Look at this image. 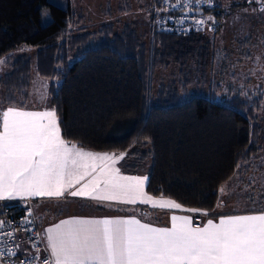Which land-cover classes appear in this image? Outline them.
<instances>
[{"label": "trees", "instance_id": "16d2710c", "mask_svg": "<svg viewBox=\"0 0 264 264\" xmlns=\"http://www.w3.org/2000/svg\"><path fill=\"white\" fill-rule=\"evenodd\" d=\"M118 12L133 0H116ZM138 10L147 0H134ZM49 14L41 23V9ZM216 18L218 5L206 9ZM85 17L71 5L50 0H0V110L24 107L29 98L32 59L14 55L21 45L36 49L37 73L48 79V99L58 109L62 135L84 149L126 152L121 167L135 173L146 167V191L186 207L211 212L219 189L237 165L260 152L261 96L218 101L193 92L185 77L195 64L203 72L210 43L205 32L157 31L149 50L148 33L114 22L93 30L80 27ZM178 68L184 79L160 82L162 72ZM218 86V85H217ZM131 121L120 134L119 124ZM0 202V208L3 207Z\"/></svg>", "mask_w": 264, "mask_h": 264}, {"label": "snow or ice", "instance_id": "6c2138e0", "mask_svg": "<svg viewBox=\"0 0 264 264\" xmlns=\"http://www.w3.org/2000/svg\"><path fill=\"white\" fill-rule=\"evenodd\" d=\"M248 2L261 5L259 11L264 13V0ZM125 155L85 150L66 140L56 107L36 111L8 106L0 110V202L61 199L67 194L209 216L207 209L186 207L163 194H149L145 190L149 176L124 175L117 167ZM219 191L226 194L227 186ZM31 215L28 209L20 230H30L23 226L34 224L28 218ZM11 223L0 220V229ZM17 230L0 232L8 238L3 243L15 241ZM34 235L41 237L40 233ZM42 238L48 255L41 260V250L33 244L36 254L20 264H264V208L219 215L202 225L194 223L193 215L173 212L167 227L142 222L136 216H74L48 227ZM19 251V244L0 248V264L5 253L16 257Z\"/></svg>", "mask_w": 264, "mask_h": 264}, {"label": "rangeland", "instance_id": "374dc122", "mask_svg": "<svg viewBox=\"0 0 264 264\" xmlns=\"http://www.w3.org/2000/svg\"><path fill=\"white\" fill-rule=\"evenodd\" d=\"M57 5L67 6V0H50ZM218 5V9L223 12L218 30L205 32L204 38L210 43L208 52V66L203 72L195 64L190 66L186 72V79H189L187 87L193 92L202 91L206 97H210L211 91L214 90V98L218 101H225L232 96H240L243 99H251L261 96V107L258 111V119L261 125L260 135V155L264 157V13L259 11L261 5L257 3L246 4L244 0H213ZM72 8L81 12L84 17V23L80 26L86 30H93L101 24L114 22L117 28L124 24L136 25V28L142 34L148 33L149 50H152L153 38L149 35V5L151 0H147L144 9L138 10V5L132 1V10L118 12L116 0H70ZM253 9H256L255 11ZM41 23L45 24L49 20L46 8L41 11ZM216 23L213 13H206ZM14 55H27L32 59V89L37 91L38 96L47 90L49 80L37 76L35 68L36 49L27 45H21L13 52ZM0 63V75L7 70L4 58ZM162 79L160 82L177 81L181 83L184 79L179 75L178 68H172L159 75ZM38 81V82H37ZM218 85V86H217ZM132 120H126L119 124L120 134L126 132L131 127ZM264 166V159L260 161ZM144 166L143 169H146ZM143 169L138 170V175H146ZM261 181L257 177L250 181L249 187L245 188L246 197L249 195L252 199H263ZM257 188V189H256ZM251 189V191H250ZM253 189V190H252ZM256 189V190H255ZM250 191V192H249ZM248 192V193H247ZM221 194V193H220ZM221 197L223 195L221 194ZM237 198V197H236ZM243 198V197H242ZM250 200V199H249ZM230 201V200H228ZM257 203L249 202V205ZM236 205H242L236 201Z\"/></svg>", "mask_w": 264, "mask_h": 264}, {"label": "crops", "instance_id": "0c3cea01", "mask_svg": "<svg viewBox=\"0 0 264 264\" xmlns=\"http://www.w3.org/2000/svg\"><path fill=\"white\" fill-rule=\"evenodd\" d=\"M70 0H67V4H70ZM36 68V64H35ZM32 74V72H31ZM37 76H40L36 71ZM41 77V76H40ZM43 78V77H42ZM32 75L28 93V100L26 107L28 110H44L45 108H52L48 99V87L47 90L41 93V96L36 95L37 91H30L32 87ZM38 82V81H37ZM94 152H109V151H97L91 149H85ZM124 152V151H123ZM115 153V152H109ZM121 153V152H119ZM116 153V154H119ZM126 153V152H125ZM260 152L254 158L248 160L237 167L233 175L222 185L227 186L226 194L221 197L220 191L218 194V200L210 212L211 214L201 223H205L209 218H218L219 215H231V214H245L251 213L253 210H259L264 208V201L259 199L247 198L245 194V188L249 187L250 181H254L257 177L261 181V186L264 188V166L261 165ZM122 161V160H121ZM121 161L117 167L121 169L122 174L129 176H136L138 172L127 173L121 167ZM146 173V169H143ZM147 175V173H146ZM141 176H144L141 175ZM79 187V185H77ZM257 189V188H256ZM255 189V190H256ZM253 190V189H252ZM251 191V189H250ZM249 191V192H250ZM248 193V192H247ZM158 197V196H157ZM237 197V198H236ZM243 197V198H242ZM230 200V201H228ZM13 201V200H11ZM31 208L38 221V228L41 234V239L46 245V241L42 238L45 230L51 227L61 220L71 217H86V218H104V217H131L136 216L141 219L142 222L151 223L158 227L170 226V216L175 212L177 215H190V213H183L179 210H168L153 208L150 205L145 204H121L115 201H97L90 198L71 197L65 194V197L61 199L56 198H41L36 197L31 199ZM236 201H240L242 205H236ZM249 202L257 203L255 205H249ZM219 205V206H218Z\"/></svg>", "mask_w": 264, "mask_h": 264}, {"label": "built area", "instance_id": "2783aa9c", "mask_svg": "<svg viewBox=\"0 0 264 264\" xmlns=\"http://www.w3.org/2000/svg\"><path fill=\"white\" fill-rule=\"evenodd\" d=\"M246 4H249L248 0H244ZM213 0H201L200 3H195L192 0L188 3L187 0H151L148 15H149V35L153 38L157 31L166 33L186 34L196 32H212L215 30V23L208 19V15L205 10L214 6ZM183 21L181 23L180 21ZM205 20L203 25H197L195 21ZM31 199L28 201H20L19 199L13 201H3V207L0 208V220L11 221V224L5 225L0 232H8L13 228H17L15 241L9 240L7 244L3 241L7 240L6 236H0V248H7L20 245V251L16 257L3 258L4 264H20L21 260L26 257L31 258L34 256L36 245L41 251L39 253L41 260H43L48 252L45 251L46 245L42 241L41 237L38 238L34 233H40L38 228L37 217L31 208ZM28 209H31L32 215L28 217L34 221L33 225H24V228L30 229L29 231L20 230V224L22 219L27 215ZM211 213L209 212V215ZM194 217V223H202L208 216H202L200 214H192Z\"/></svg>", "mask_w": 264, "mask_h": 264}, {"label": "water", "instance_id": "95a60500", "mask_svg": "<svg viewBox=\"0 0 264 264\" xmlns=\"http://www.w3.org/2000/svg\"><path fill=\"white\" fill-rule=\"evenodd\" d=\"M4 264V263H3Z\"/></svg>", "mask_w": 264, "mask_h": 264}]
</instances>
